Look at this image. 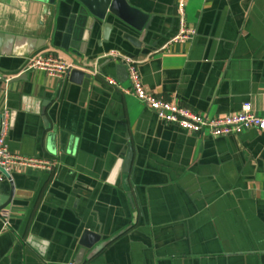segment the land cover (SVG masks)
<instances>
[{"label":"crops","instance_id":"obj_1","mask_svg":"<svg viewBox=\"0 0 264 264\" xmlns=\"http://www.w3.org/2000/svg\"><path fill=\"white\" fill-rule=\"evenodd\" d=\"M42 6L0 0V32L47 39L91 77L76 84L25 70L30 50L22 41L0 59V73L9 74L1 79L27 73L0 81V110L6 90L16 110L8 148L56 161L50 172L15 166L12 182H0V201L13 187L7 225L0 218V264H70L84 228L104 239L124 231L81 264H264V132L212 137L163 122L106 82L129 85L123 65L102 57V48L94 58L62 49L65 21L43 15ZM148 7L154 33L127 52L140 61L147 89L210 116L244 101L264 116V0H186L184 20L195 34L183 42L169 41L179 29L177 0ZM45 120L74 137L70 149L67 138L60 152L57 136L56 153L48 150ZM31 235L46 241L43 252L26 243Z\"/></svg>","mask_w":264,"mask_h":264},{"label":"water","instance_id":"obj_2","mask_svg":"<svg viewBox=\"0 0 264 264\" xmlns=\"http://www.w3.org/2000/svg\"><path fill=\"white\" fill-rule=\"evenodd\" d=\"M42 3V14L50 18L55 16L56 20L63 19L65 24L60 32L61 40L58 44L62 49L70 50L74 55L82 57L86 54L91 57H96L99 53L108 52L116 49L122 52H131L136 54V50L142 48L147 39L154 33L153 20L155 13H151L148 7V0H34ZM38 39L25 36H16L0 32V59L3 55H10L14 42H25L29 46L28 57L33 56L37 52L46 49L49 45L47 39H42V42H37ZM39 41V40H38ZM12 42L11 45L9 43ZM154 44V43H153ZM157 45V44H154ZM4 47V48H3ZM106 47V48H105ZM97 48H102L100 52ZM89 52V54H87ZM28 57L26 63L28 61ZM107 60L116 59L106 57ZM25 63V65H26ZM124 67V66H123ZM125 68V67H124ZM126 70V69H125ZM4 76H9L4 72L0 73ZM2 77V76H0ZM91 74L80 68H73L69 71V81L82 84L84 78L89 79ZM27 73L10 76L6 79H1V83L10 84L12 82L26 80ZM6 104L5 108L9 110L10 120L15 117L16 110L8 105V92L5 91ZM48 101L43 100L45 105ZM246 102V101H244ZM41 113L44 114L42 107ZM3 110H0V118ZM45 118V117H44ZM47 148L52 153H56V138L60 140V152L65 150V142L67 140V148H71L74 137L64 131H51V124L45 120ZM45 135V133H43ZM124 159V172H128L127 165L131 148L128 149ZM52 158V156H44ZM54 159V158H52ZM12 182L11 180H3L0 182ZM13 187L10 194L4 202L0 201V210L6 207L12 196ZM128 197L130 195L128 194ZM2 199V198H1ZM131 201V198H130ZM132 204V201H131ZM121 230L107 239H104L100 232L90 228H84L78 238L79 250L75 259L69 261L70 264H81L92 256H94L103 246L115 239ZM26 243L36 250L43 252V246L46 241L41 237L31 235L27 238ZM45 249V248H44ZM85 251L87 253L85 254ZM85 254V255H84Z\"/></svg>","mask_w":264,"mask_h":264},{"label":"built area","instance_id":"obj_3","mask_svg":"<svg viewBox=\"0 0 264 264\" xmlns=\"http://www.w3.org/2000/svg\"><path fill=\"white\" fill-rule=\"evenodd\" d=\"M186 0H177V12L179 17L178 32L170 38V42H183L190 39L195 30L186 25L184 20V7ZM102 57H112L123 65L127 71L129 85L122 88L117 81L110 76H104L106 82L124 92H131L141 103H143L155 116L165 123L173 124L189 133L209 135L212 137L232 136L244 131L255 129L264 132V116L258 115L250 102H243L237 111L210 116L200 113L179 104L175 94L164 97L156 95L146 88L142 83L141 74L138 69L140 62L135 56L120 50H109ZM73 68H79L67 55L56 51L48 46L31 57L25 65V70L39 69L45 71L49 76L58 79L68 75ZM82 69V68H80ZM83 70V69H82ZM86 71V70H84ZM87 72V71H86ZM99 73L94 68L91 72ZM9 128V110L4 108L0 118V181L12 180L13 168H33L50 172L56 165L55 159L27 156L17 151H12L6 143ZM10 210H0V218L7 225Z\"/></svg>","mask_w":264,"mask_h":264}]
</instances>
